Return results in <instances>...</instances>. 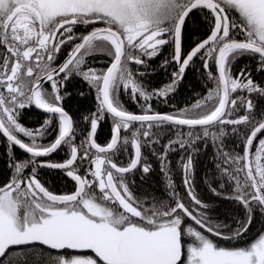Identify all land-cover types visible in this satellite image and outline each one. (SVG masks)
I'll return each instance as SVG.
<instances>
[{"label":"snow or ice","instance_id":"6c2138e0","mask_svg":"<svg viewBox=\"0 0 264 264\" xmlns=\"http://www.w3.org/2000/svg\"><path fill=\"white\" fill-rule=\"evenodd\" d=\"M0 140V264H264V0H0Z\"/></svg>","mask_w":264,"mask_h":264},{"label":"trees","instance_id":"16d2710c","mask_svg":"<svg viewBox=\"0 0 264 264\" xmlns=\"http://www.w3.org/2000/svg\"><path fill=\"white\" fill-rule=\"evenodd\" d=\"M90 66L95 67H106L107 63L111 60V57H108L106 54L98 53L92 55L90 58ZM242 62V61H241ZM236 66L234 65V70ZM171 69L169 70H163V69H157L156 72L150 73L146 78V83H150L152 86H162L164 82L168 81V77L170 75ZM75 87L69 86V91L72 93V100L70 103L73 107L77 106H83L85 108H94L95 100H94V90L92 93L88 94L86 97H80L77 94V88L79 89H85L87 86L84 84L83 81L79 82H73ZM211 87V85H206L204 80L202 79L200 72L197 70L187 71L186 72V79L182 82V85L180 89H178V95L173 98L172 101L169 102V105H164L162 103H157L155 101V98H153V107H155L159 111H167L171 110V105L176 104L177 106H183L185 103H191L193 102L197 96L196 93H199L201 95L205 94L207 91V88ZM138 99H140L138 97ZM121 100L124 102L125 106L129 108V110L133 111H139L138 105L131 102L129 96L124 92L123 88L121 89ZM43 119L42 115L33 116L28 120V126H35L38 122H41ZM111 119L106 116V123L104 126L105 132H110L111 127ZM84 127H87L85 124ZM99 136V128L98 133ZM104 137L100 136L99 142H104ZM208 154H211V146L208 148ZM149 160L153 162L154 166L156 165L155 157H153L150 153ZM173 159V166H175V157ZM202 165L201 168L197 172L198 180L202 178L205 168L204 164L207 163V157L201 156ZM208 167H211L210 163H207ZM5 167V157H4V148L2 144V140H0V168ZM157 173L159 174V169H157ZM46 179L49 181V183L53 184L54 186H57L61 189L68 187H72V180L70 178H67L64 174L58 173V172H52L51 174L46 175ZM175 179L177 184H180L181 177L179 170L175 173ZM202 187V185H201ZM199 190V189H198ZM259 227V225H257ZM90 254V253H89Z\"/></svg>","mask_w":264,"mask_h":264}]
</instances>
